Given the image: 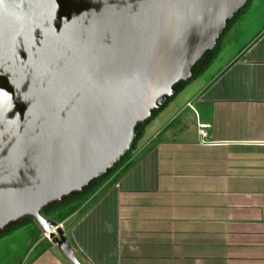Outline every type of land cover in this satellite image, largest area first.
<instances>
[{"label":"water","instance_id":"water-1","mask_svg":"<svg viewBox=\"0 0 264 264\" xmlns=\"http://www.w3.org/2000/svg\"><path fill=\"white\" fill-rule=\"evenodd\" d=\"M247 0H0V232L105 176ZM55 227L54 232L50 231Z\"/></svg>","mask_w":264,"mask_h":264},{"label":"crops","instance_id":"crops-1","mask_svg":"<svg viewBox=\"0 0 264 264\" xmlns=\"http://www.w3.org/2000/svg\"><path fill=\"white\" fill-rule=\"evenodd\" d=\"M240 12L225 29L243 42L222 45L223 31L144 126L128 169L61 222L79 264H264V0ZM30 246L23 264H71L42 234Z\"/></svg>","mask_w":264,"mask_h":264},{"label":"trees","instance_id":"trees-1","mask_svg":"<svg viewBox=\"0 0 264 264\" xmlns=\"http://www.w3.org/2000/svg\"><path fill=\"white\" fill-rule=\"evenodd\" d=\"M240 11L238 13H240ZM235 16H237V14ZM232 20L233 19H231L230 22ZM218 41L211 52L203 55L192 66V71H193L192 77L184 83L178 82L177 84L174 85L171 98H173V96H175L191 79H193L195 74L200 72L206 66V64L209 62L210 58L214 55L217 49ZM171 98H169L163 104V106L169 100H171ZM163 106L155 110L153 114L150 116V118L137 129V133L134 136V139L132 140L130 149L127 152H125L122 157H120V159L114 164L113 167H111L110 171L105 176L97 178L90 187L83 190L79 194L73 197H69L67 199H63L60 203L53 204L47 208L42 209L39 212L40 215L58 224L64 221L68 216H70L75 211L83 212L88 207H90L92 203H94L96 199L99 197V195H101L112 183H114L128 169L130 163L125 164V161L128 158L129 153L134 149L135 143L141 136L144 126L156 115V113ZM30 221L35 222L32 218H27L24 222H30ZM24 222L17 224L16 226H19ZM2 233L4 232H0V234ZM40 234H42L41 230L37 226H35V232L32 234L30 244H32L39 237Z\"/></svg>","mask_w":264,"mask_h":264},{"label":"rangeland","instance_id":"rangeland-1","mask_svg":"<svg viewBox=\"0 0 264 264\" xmlns=\"http://www.w3.org/2000/svg\"><path fill=\"white\" fill-rule=\"evenodd\" d=\"M240 13H237L235 19L240 16ZM235 24L236 23H234L233 25ZM231 28H233V26ZM231 28L228 29V31L227 29H224V33L226 32V34L224 35V37H220V43H222V45H224L227 39L231 36L235 37L236 33H233ZM244 37V32H240L239 34H237L236 38H234V41H232V46L242 43ZM207 73L208 71L205 74ZM35 226L38 227L36 222H24L23 224L14 228L12 227L10 230L0 234V264H23L24 253L27 250L30 251L34 248V246H30V241L32 234L35 232ZM60 228L63 231L62 226ZM46 241L48 242V244H51L50 240Z\"/></svg>","mask_w":264,"mask_h":264},{"label":"built area","instance_id":"built-area-1","mask_svg":"<svg viewBox=\"0 0 264 264\" xmlns=\"http://www.w3.org/2000/svg\"><path fill=\"white\" fill-rule=\"evenodd\" d=\"M186 105L191 107L189 103H187ZM196 132L199 135V142L200 143H206L207 141L205 140V131H204V128H203L202 124H199V123L196 124ZM56 225L61 227V223H58ZM54 229H55V227H51L50 231L54 232ZM42 236H43L44 239L50 240L49 235H48L47 232H42Z\"/></svg>","mask_w":264,"mask_h":264}]
</instances>
